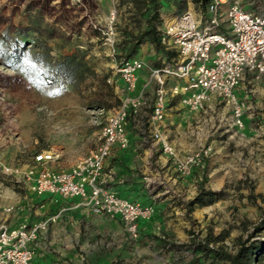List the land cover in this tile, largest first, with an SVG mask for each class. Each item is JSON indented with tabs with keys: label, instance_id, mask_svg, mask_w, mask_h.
<instances>
[{
	"label": "rangeland",
	"instance_id": "rangeland-1",
	"mask_svg": "<svg viewBox=\"0 0 264 264\" xmlns=\"http://www.w3.org/2000/svg\"><path fill=\"white\" fill-rule=\"evenodd\" d=\"M194 1L163 3L158 9L159 21L163 16L173 15L177 3L182 5L181 11L192 7L200 12ZM241 5L254 9L264 5V0H241ZM111 7L109 0H0V200H16L17 193L26 192L2 175V166L21 167L32 163L36 154L47 151L53 155L48 169L66 170L98 145L99 132L116 106L101 85L103 75L114 82L106 83L118 97L114 89L119 85L115 64L101 33L108 27ZM141 13L145 12L136 8L135 0L117 1L111 27L118 57L123 56L132 36L145 27L146 16ZM15 28L26 30L28 39L44 38L52 30L54 38H46L47 46L60 47L63 53L83 52L96 74L87 75L78 89L59 80L49 82L35 69V53L39 50L29 46L32 51L12 69L5 61H10L7 55L13 50L1 36L11 43ZM163 49L176 55L170 49ZM140 50L137 57H142L146 75L148 69L161 66L164 56L154 46L146 43ZM51 55H56V51ZM214 111H222L220 127L217 121H212L194 128L210 136L191 152L200 148H209V152L202 164L192 168L190 173H178L170 160L175 182L163 174L158 179L150 174L148 179L141 159L144 154L134 159L135 170H131L134 175L130 183L144 189L155 186L152 193H159L154 200L150 199L154 214L148 220L139 221L136 237L129 236L118 219L100 215L96 222L84 223L86 228L77 243L72 241L70 250L62 242L49 244L48 240L39 238L36 246L32 244L34 262L50 254L51 264H226L213 254L195 252L192 244L207 236L221 235L225 237L223 242L209 247L233 254L237 239H246L255 225H261L262 230L254 239H264V133L259 130L260 135L250 139V134L237 131L232 124L231 107L224 101H220ZM129 125L147 127L139 118L131 119ZM175 152L177 157L188 154ZM193 174L201 177L199 187L185 183V187L179 186L176 190L179 182ZM200 187L215 192L217 200L205 206H188ZM25 196L16 201V206H23V211L33 214L36 199L30 194ZM167 204L170 208L162 214ZM179 205H184L183 211L171 210ZM141 223H144L142 230ZM45 243L50 253L44 252Z\"/></svg>",
	"mask_w": 264,
	"mask_h": 264
},
{
	"label": "built area",
	"instance_id": "built-area-1",
	"mask_svg": "<svg viewBox=\"0 0 264 264\" xmlns=\"http://www.w3.org/2000/svg\"><path fill=\"white\" fill-rule=\"evenodd\" d=\"M109 1V24L101 33L115 64L114 73L122 84L116 88L119 104L106 118L98 145L67 170L48 169L53 155L43 151L30 164L2 166L1 173L37 196L79 199V205L92 214L118 219L128 235L136 237L139 221L148 220L155 208L121 197L111 186L113 173L105 170L106 160L115 147L128 146L127 124L139 118L149 128L150 143H161L162 152L178 173L188 174L200 166L209 148L177 157L163 139L161 127L167 103L176 96L194 112L205 109L212 98L224 101L231 107L233 126L243 129L249 107L236 92L247 77L258 81L264 74V5L245 9L241 0H211L205 14L188 7L180 14L163 16L159 28L161 45L176 55L160 67L148 69L146 82L139 86L145 63L139 57H118L111 27L118 0ZM169 80L174 81L171 86L167 85ZM107 83L114 84L111 78ZM147 86L152 87L151 97L146 95ZM13 212V206L0 205V264H33L32 244L51 219L11 228L7 221Z\"/></svg>",
	"mask_w": 264,
	"mask_h": 264
},
{
	"label": "crops",
	"instance_id": "crops-1",
	"mask_svg": "<svg viewBox=\"0 0 264 264\" xmlns=\"http://www.w3.org/2000/svg\"><path fill=\"white\" fill-rule=\"evenodd\" d=\"M145 44L146 43L142 45ZM140 51L141 50L139 49V52ZM138 57L142 59L140 55ZM173 57L174 56H171L168 59L164 57L162 64L166 63ZM144 72L142 71L140 73L139 86L144 84L147 80L148 75ZM118 81L119 85H115L114 87L116 94V88L122 84L119 79ZM173 82V80H169L167 85L171 86ZM145 92L148 97H151L152 87L147 86ZM236 94L240 99H248L247 104L249 109L245 112L243 118L244 128L238 129L235 126L234 128L237 129V131L250 134V139H255L260 135L259 130L264 133V74L258 81H253L250 77H247L245 82H243L237 89ZM169 101L175 104L171 105L169 102L167 103L166 117L162 124L161 132L163 139H166V141L179 154H185L195 150L197 147L204 144L208 136H210L208 132L202 133L199 130H194V128H201L209 122L212 123V121H217L218 127L222 125V111H214L216 106L221 101L219 99L212 98L206 104L203 111L197 112L186 109L180 103V96L173 97ZM179 108L186 110L177 111L180 110ZM126 128L129 137V144L124 149H120L118 147L113 149L110 157L105 162V170L113 173L111 186L121 197L131 201L136 200L134 202L140 203L144 206L151 205L152 202L150 199L154 200L159 195V193H152L155 186L144 189L142 186L130 183L132 182V177L134 175L131 170H135V167H133L134 159L139 155L144 154L141 159L144 163V174H147V178L151 174L154 179H158L160 178V174H163V177L166 179H173L172 181L175 182V171L172 167V163L170 162V158L162 152L161 143H150L148 139V127L130 126L128 123ZM213 132L214 130L211 132V135H213ZM138 151L140 152L137 154ZM150 165L154 166L151 168ZM200 179V176H195V174H193L183 182H179L176 186V190L179 189V186L185 187V183L190 185L194 183L196 184V187H199L201 185L199 181ZM25 191V193H17L16 200L12 198L11 201L7 202L1 199L0 205L16 207L7 221L9 227L11 228L18 227L23 223L31 224L37 221L51 219L48 223L47 229L38 235V238L33 243L34 246H36L38 239L42 238L44 240H48L49 244L62 242L63 244H66L67 249L70 250L72 241L77 243L81 237V231L86 228L84 223L87 224L89 222H96L101 217L100 215L92 214L87 207L79 205V199L73 198L66 200L61 199L58 196H37L27 189ZM26 194H30L36 199V203L33 206L34 215L28 211H23V206H16V201L25 199ZM168 208H170L169 204L164 207L162 214H165ZM175 208L183 211L184 205H179L178 207L173 206L171 210H174ZM140 228L141 230L144 229V223H141ZM43 248H45V253H50L46 243ZM49 256L51 255L46 254V256H44L43 259L39 260L37 263L34 262L33 258L32 263L51 264L50 258L52 257ZM74 256L77 255L75 254Z\"/></svg>",
	"mask_w": 264,
	"mask_h": 264
},
{
	"label": "trees",
	"instance_id": "trees-1",
	"mask_svg": "<svg viewBox=\"0 0 264 264\" xmlns=\"http://www.w3.org/2000/svg\"><path fill=\"white\" fill-rule=\"evenodd\" d=\"M136 8L138 10L143 9L145 13H141L146 16L145 27L138 32L136 35L132 36L129 40L128 45L124 49V54L122 57L126 59L137 57L139 49L142 44L148 43L155 47L157 51H160L164 57L167 59L174 55V53L169 51H164L163 46L160 41V26L161 22L158 19V9L163 3H170L174 0H135ZM181 2V1H179ZM196 8L198 11L204 13L207 7V0H195ZM177 9L173 12V15L180 14L182 5L177 3ZM171 15V16H173ZM159 21V22H158ZM159 25V26H158ZM40 28V27H39ZM39 28L35 30L39 31ZM26 30H20L15 28L12 32V41L8 43L9 40L4 35L1 36L3 41H7V46H10L13 51L7 55L8 64L12 69H15L19 65L25 54L31 52L32 49H28V46L33 49H38L37 56H35L36 67L38 75L47 78L49 82L61 81L68 84L72 89H78L87 75L90 73L96 74L92 71L90 62L85 59V54L78 50L69 51L63 53L60 51V47H48L45 42L46 38H54L53 31L50 30L45 37L28 39L25 38ZM56 51V55L52 57L51 52ZM107 75L101 77V85L106 88L107 94L110 95L116 106L119 104V99L113 94L112 88L107 85ZM114 106L113 108H115ZM104 108V106H102ZM109 108V107H107ZM217 200L216 193L213 191L205 190L200 187L194 196V198L189 201L188 206H205L211 204ZM262 230L261 225H255L251 233H248L246 239H237V248L233 254H227L215 250L210 246L212 243L223 242L224 236L218 235L216 237H206L203 241L199 243L192 244L193 250L199 252L202 255L213 254L216 258L221 261L226 262V264H262L264 261V239H254L257 233Z\"/></svg>",
	"mask_w": 264,
	"mask_h": 264
},
{
	"label": "bare ground",
	"instance_id": "bare-ground-1",
	"mask_svg": "<svg viewBox=\"0 0 264 264\" xmlns=\"http://www.w3.org/2000/svg\"><path fill=\"white\" fill-rule=\"evenodd\" d=\"M108 20L110 19V18H107Z\"/></svg>",
	"mask_w": 264,
	"mask_h": 264
}]
</instances>
